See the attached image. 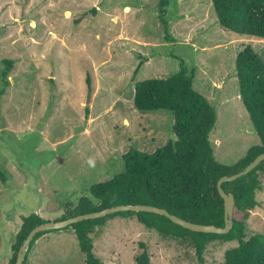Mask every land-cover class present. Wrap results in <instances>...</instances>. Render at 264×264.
<instances>
[{
    "label": "rangeland",
    "instance_id": "374dc122",
    "mask_svg": "<svg viewBox=\"0 0 264 264\" xmlns=\"http://www.w3.org/2000/svg\"><path fill=\"white\" fill-rule=\"evenodd\" d=\"M159 3L0 0V71L4 59L13 61L0 95V264L8 249L11 257L24 216L51 221L70 213L91 184L123 169L130 147L152 153L174 138L169 111L134 107L138 81L166 78L183 63L216 112L209 134L215 159L233 164L260 143L240 99L235 59L250 45L264 61V38L221 27L210 0H167L162 15ZM258 176L246 238L264 236V170ZM92 236L101 264H135L140 243L152 264H200L193 246L134 216L109 218ZM237 244L212 240L203 264H223L225 250ZM85 258L68 228L41 235L27 264H87Z\"/></svg>",
    "mask_w": 264,
    "mask_h": 264
},
{
    "label": "trees",
    "instance_id": "16d2710c",
    "mask_svg": "<svg viewBox=\"0 0 264 264\" xmlns=\"http://www.w3.org/2000/svg\"><path fill=\"white\" fill-rule=\"evenodd\" d=\"M221 27L244 35L264 38V0H210ZM167 0H160L161 15ZM166 24V22H164ZM0 71V95L9 83L7 75L12 59H4ZM139 68V67H138ZM239 95L249 113L251 123L260 143L251 146L244 156L233 164L218 162L213 154L209 134L216 122V112L211 103L193 88L194 71L182 63L179 70L166 78H147L135 85L133 104L139 111L167 110L173 117L174 138L154 152L148 153L130 147L123 154V169L112 178L96 182L88 189L89 196L79 198L74 210L55 220L82 213L100 211L107 207L126 204H147L166 209L185 220L224 226V202L217 189L220 177L241 171L256 156L264 152V61L252 46H245L235 59ZM88 91L90 74L86 75ZM264 170V160L233 181L224 182L223 189L235 199L232 227L228 233L214 234L185 229L164 215L151 212L119 211L100 218L82 220L67 226L76 235L87 264H101L93 252L96 227L104 226L114 216H134L146 228L155 229L164 238L175 239L193 246L203 264V252L214 239L227 242L237 240V245L223 253V264H264V236L256 233L246 238L245 223L251 209L258 205L256 192L261 189L258 172ZM0 179L5 177L0 170ZM46 219L37 213L22 218L21 226L12 244L8 264H14L17 252L29 231ZM38 232L22 264H27L28 254L36 240L47 232ZM135 256V264H152L143 243Z\"/></svg>",
    "mask_w": 264,
    "mask_h": 264
},
{
    "label": "water",
    "instance_id": "95a60500",
    "mask_svg": "<svg viewBox=\"0 0 264 264\" xmlns=\"http://www.w3.org/2000/svg\"><path fill=\"white\" fill-rule=\"evenodd\" d=\"M263 160H264V152L256 156L241 171L235 174H232V175L222 176L218 179L217 189H218L219 195L222 197L223 202H224V226L194 223V222L185 220L181 217H178L174 214H171L164 208H160L154 205H147V204L116 205V206L104 208L100 211L82 213V214L68 217L62 220H51V221L49 220L39 225H36L29 231V233L23 240L22 244L20 245L14 264L23 263V260L30 246V242L38 232L50 231V230H60L67 226H70L73 223L80 222L82 220L100 218V217L113 214L119 211H133V212L143 211V212L157 213V214L166 216L173 223L185 229L194 231V232L214 233V234L228 233L232 227V218H233V212H234L235 199L232 193L225 192V190L222 187V184L224 182L233 181L243 175H247L252 169H254L257 165H259Z\"/></svg>",
    "mask_w": 264,
    "mask_h": 264
},
{
    "label": "crops",
    "instance_id": "0c3cea01",
    "mask_svg": "<svg viewBox=\"0 0 264 264\" xmlns=\"http://www.w3.org/2000/svg\"><path fill=\"white\" fill-rule=\"evenodd\" d=\"M1 251V250H0ZM2 257H4V253L2 254ZM8 258H10V249H8V255H7V259L6 260H8V262H9V259ZM8 262H6V263H4V264H8Z\"/></svg>",
    "mask_w": 264,
    "mask_h": 264
}]
</instances>
